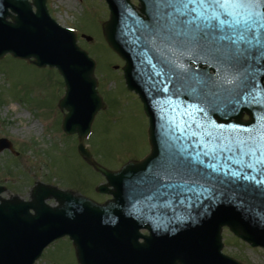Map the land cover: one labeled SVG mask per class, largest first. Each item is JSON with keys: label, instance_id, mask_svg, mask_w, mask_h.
I'll list each match as a JSON object with an SVG mask.
<instances>
[{"label": "water", "instance_id": "1", "mask_svg": "<svg viewBox=\"0 0 264 264\" xmlns=\"http://www.w3.org/2000/svg\"><path fill=\"white\" fill-rule=\"evenodd\" d=\"M139 1L146 18L128 0H106L110 17L102 33L125 62L127 88L139 96L149 119L150 154L110 172L93 161L83 144L104 108L94 62L76 45L72 31L49 18L45 0H33L36 14L26 0H0V59L10 54L58 70L66 88L59 102L67 111L62 129L77 134L79 155L107 181L98 191L113 196L98 205L37 183L28 201L0 197V264H33L45 247L66 235L77 264H240L221 254L223 227L264 248V195L256 185L264 180V71L253 65L247 84H223L224 68L211 56L181 55L154 40L151 5ZM198 80L220 86L197 99L188 85ZM244 113L249 116L245 122ZM5 148L11 149L10 144L0 140V151ZM179 148L199 158L194 175L211 191L201 193L180 177L170 182L172 187L153 182L162 162ZM4 192L0 187V195ZM49 200L55 205H47ZM140 230L149 235L143 237Z\"/></svg>", "mask_w": 264, "mask_h": 264}, {"label": "rangeland", "instance_id": "2", "mask_svg": "<svg viewBox=\"0 0 264 264\" xmlns=\"http://www.w3.org/2000/svg\"><path fill=\"white\" fill-rule=\"evenodd\" d=\"M47 5L61 26L79 32L78 46L96 62L98 93L106 108L95 117L86 148L108 170L143 158L149 151L148 121L138 97L126 89L121 60L103 40L101 28L108 18L103 1L47 0ZM63 95V81L55 70L39 69L10 56L0 60V139L8 140L15 153H0V185L7 195L26 200L30 188L39 182L98 202L105 200L95 191L104 179L79 157L76 136L62 132L65 112L58 103ZM24 113L27 118L19 117ZM33 123L37 128L29 130ZM222 241L224 255L242 264H264L262 249L235 239L227 229L222 231ZM36 264H76L71 243L67 238L56 240Z\"/></svg>", "mask_w": 264, "mask_h": 264}, {"label": "snow or ice", "instance_id": "3", "mask_svg": "<svg viewBox=\"0 0 264 264\" xmlns=\"http://www.w3.org/2000/svg\"><path fill=\"white\" fill-rule=\"evenodd\" d=\"M148 3L154 21L152 38L181 55L211 56L224 68L223 84L237 88L247 84L249 81L245 77L249 76L253 65L264 71L261 65L264 61V0H148ZM217 86L220 85L203 80L188 85L192 96L197 99H206L208 92ZM256 87L252 83V88ZM247 94L256 98L252 91ZM250 153L251 149L244 154ZM204 155L207 157L208 153ZM200 164L199 158H194L187 149H174L153 176V182L172 187L170 182L180 177L184 185H195L201 193L211 191L204 188L202 177L194 175ZM208 167L215 171L213 164ZM229 175L236 176L235 173ZM241 178L247 180L248 176ZM256 185L264 195V180H257ZM181 186L175 185L177 188Z\"/></svg>", "mask_w": 264, "mask_h": 264}, {"label": "bare ground", "instance_id": "4", "mask_svg": "<svg viewBox=\"0 0 264 264\" xmlns=\"http://www.w3.org/2000/svg\"><path fill=\"white\" fill-rule=\"evenodd\" d=\"M19 117H28L27 113H24L23 115H20ZM37 128V123H33L30 127L29 130H35Z\"/></svg>", "mask_w": 264, "mask_h": 264}, {"label": "flooded vegetation", "instance_id": "5", "mask_svg": "<svg viewBox=\"0 0 264 264\" xmlns=\"http://www.w3.org/2000/svg\"><path fill=\"white\" fill-rule=\"evenodd\" d=\"M131 2L134 4V5H136V0H131Z\"/></svg>", "mask_w": 264, "mask_h": 264}]
</instances>
